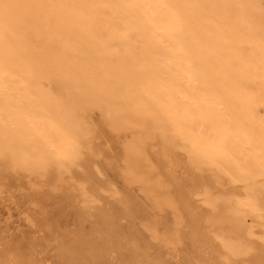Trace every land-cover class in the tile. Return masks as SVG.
<instances>
[{"label":"bare ground","instance_id":"6f19581e","mask_svg":"<svg viewBox=\"0 0 264 264\" xmlns=\"http://www.w3.org/2000/svg\"><path fill=\"white\" fill-rule=\"evenodd\" d=\"M92 110L128 133L123 177L154 208H171L162 242L187 246L182 264H242L254 252L264 264V0H0V179L22 171L70 183L63 198L78 222L93 209L92 232L61 243L59 264H103L107 249L118 264H149L141 233L115 231L118 214L135 218L130 202L85 158ZM151 141L166 171H190L174 178L177 199ZM104 192L118 197L106 208ZM196 196L205 214L192 212ZM177 203L192 212L185 231ZM0 264L39 263L0 232Z\"/></svg>","mask_w":264,"mask_h":264},{"label":"rangeland","instance_id":"374dc122","mask_svg":"<svg viewBox=\"0 0 264 264\" xmlns=\"http://www.w3.org/2000/svg\"><path fill=\"white\" fill-rule=\"evenodd\" d=\"M90 120L94 127L95 139L93 140V150L85 154V158L94 160L96 166L93 172L96 178L102 183L108 184L109 190L120 192L123 199L131 204V211L135 213V218L129 215L118 214L116 216L115 231L126 230L133 226L144 237L150 246L149 264H182L184 249L182 243L164 244L162 236L167 228L173 229V213L171 208H154L150 200L139 191L138 185L127 184L122 174L121 147L123 141L128 137V133L114 132L110 130L103 121V115L98 110H92ZM148 153L159 172L160 176L166 180L168 190L174 199H177L176 183L174 178L189 177L190 171L183 166L171 168L164 167L163 163L156 155V145L154 141L148 143ZM178 158L182 154L178 152ZM77 177L84 173L82 168H75ZM70 183H62L60 186L53 187L47 179L35 178L27 173L18 171L15 173L7 172L5 177L0 179V232L15 241L20 249L27 254L33 251L39 264H59L57 260L58 246L67 242L70 245L76 244L83 236H87L93 230L92 223L95 219L93 209L84 216L81 222L77 220L74 207L68 201H64L65 193L68 192ZM72 191L73 188L70 186ZM111 192L103 193V200L100 204L103 207L112 203L117 196L109 197ZM199 196L194 197L192 212L205 214L207 207L200 203ZM56 201H61L57 205ZM198 201V202H197ZM116 202V201H114ZM178 212L181 213L180 230L187 229L188 219L192 212H184L181 205L177 203ZM182 209V210H181ZM209 210V209H208ZM199 214V213H198ZM153 222L156 227V235H152L146 225ZM247 226H252L255 231L253 236L256 247L263 246L262 229L257 220L251 216L246 217ZM80 232L77 233V227ZM171 226V228H170ZM113 227V226H112ZM114 243V242H113ZM216 246H217V242ZM115 247V246H114ZM115 251V250H114ZM110 249L105 252V262L103 264H118L121 258L117 252ZM160 256V258H159ZM255 252L243 261L242 264H254Z\"/></svg>","mask_w":264,"mask_h":264}]
</instances>
